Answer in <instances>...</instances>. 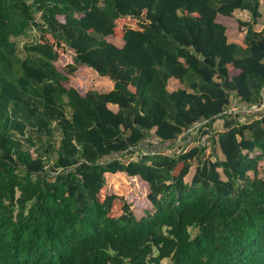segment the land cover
I'll return each instance as SVG.
<instances>
[{
	"label": "trees",
	"instance_id": "1",
	"mask_svg": "<svg viewBox=\"0 0 264 264\" xmlns=\"http://www.w3.org/2000/svg\"><path fill=\"white\" fill-rule=\"evenodd\" d=\"M262 1L0 0V264H264ZM107 174L151 208L112 217Z\"/></svg>",
	"mask_w": 264,
	"mask_h": 264
},
{
	"label": "rangeland",
	"instance_id": "2",
	"mask_svg": "<svg viewBox=\"0 0 264 264\" xmlns=\"http://www.w3.org/2000/svg\"><path fill=\"white\" fill-rule=\"evenodd\" d=\"M37 36H38V33L35 31H32L27 37H22L21 39H17L16 41L19 42V47L22 48V46L25 43L34 41L35 37ZM45 37L47 41H52L51 39H49L48 36H45ZM72 57H73V52L69 48H66L65 52L60 53V58L58 59V62H57V64H60V66L63 67L62 71L66 75H69V76L71 74L67 73L66 65L71 64L73 62ZM77 72H79V70H77L74 74H76ZM80 75H81L80 76L81 79L78 81L82 82L81 83L82 91H88L90 89L107 91V90H110L113 85V82L110 79L99 76L92 69H86L85 71L81 69ZM251 111L252 110H250L248 113H251ZM222 125H223V121L218 120L214 126L217 129H221ZM214 131L210 129H206V131H204L203 134H200L198 138H203L204 140H208L211 136L213 137L215 135L213 134ZM193 134L197 135L196 131L193 132ZM192 140L193 138H190L185 143H182V144L183 145L189 144L187 147V149H189L192 146H195L197 144L196 142L194 143ZM210 144L211 142L208 143L209 148L207 150L206 156L211 157L212 160H215L219 156L223 158V155L219 151H217L218 153H216L215 151V153L211 154L212 146ZM46 145H47V142L44 141V146L46 147ZM181 148L182 146L180 145V143H178L175 149L171 151L179 152ZM166 153H169V151L168 152L166 151ZM49 156L53 158V154H49ZM194 170L195 169L193 168L191 174L187 177L186 180L188 182H190L191 175H193L195 172ZM259 173H260V177L264 178V161L260 163ZM250 174L252 177L254 176L253 173H250ZM106 178H107V184H106L105 189L102 191L100 198L104 199L106 195H111V194H115L119 196V199L116 200L113 205L112 213H111L112 217H118L122 215V212H123L122 211V204H123L122 199H125L130 204H132V210L135 212L136 216L138 217L143 216L144 211L148 208H151V205L149 204V202L146 200V197H145V194L147 191L145 182L140 180V178H130L123 174H116V175L107 174ZM192 233L195 234L196 230L192 231ZM162 264H170V262L168 260H165L162 262Z\"/></svg>",
	"mask_w": 264,
	"mask_h": 264
},
{
	"label": "crops",
	"instance_id": "3",
	"mask_svg": "<svg viewBox=\"0 0 264 264\" xmlns=\"http://www.w3.org/2000/svg\"><path fill=\"white\" fill-rule=\"evenodd\" d=\"M263 2V4H264V0L262 1ZM235 16L236 17H238V18H242V19H247V14H245V13H239V12H236L235 13ZM224 19H222V21H223ZM225 23H227L228 24V29H229V35L231 36V38L233 39V37H234V35L237 33L235 30V26H234V24H232L231 23V21H225ZM264 28V22L263 23H260L259 25H257V27H256V29L258 30V31H260L261 29H263ZM234 40V39H233ZM234 41H237V40H234ZM122 43L123 42H121V41H118V42H116L115 44L116 45H118V46H121L122 45ZM231 73H238V70H236V69H232L231 70ZM73 85H74V87H77L78 89H79V91L80 92H82V93H86L87 91H82L81 90V83H78V82H73ZM112 87H113V85H112ZM111 87V88H112ZM168 88L171 90V91H174V90H177V89H179V88H182V85H181V83L178 81V80H176V79H171L170 81H169V85H168Z\"/></svg>",
	"mask_w": 264,
	"mask_h": 264
},
{
	"label": "built area",
	"instance_id": "4",
	"mask_svg": "<svg viewBox=\"0 0 264 264\" xmlns=\"http://www.w3.org/2000/svg\"><path fill=\"white\" fill-rule=\"evenodd\" d=\"M236 110V109H235ZM252 111H260V110H264V93H263V101L262 104L260 106H253L251 108Z\"/></svg>",
	"mask_w": 264,
	"mask_h": 264
}]
</instances>
